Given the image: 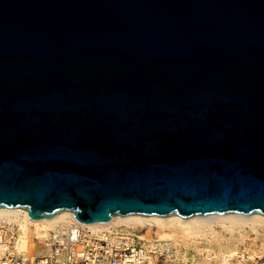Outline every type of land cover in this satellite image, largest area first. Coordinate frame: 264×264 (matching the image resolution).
<instances>
[{
    "label": "water",
    "instance_id": "1",
    "mask_svg": "<svg viewBox=\"0 0 264 264\" xmlns=\"http://www.w3.org/2000/svg\"><path fill=\"white\" fill-rule=\"evenodd\" d=\"M0 207L264 215V0H0Z\"/></svg>",
    "mask_w": 264,
    "mask_h": 264
},
{
    "label": "bare ground",
    "instance_id": "2",
    "mask_svg": "<svg viewBox=\"0 0 264 264\" xmlns=\"http://www.w3.org/2000/svg\"><path fill=\"white\" fill-rule=\"evenodd\" d=\"M1 222L16 225L15 249L30 257L48 253L47 240L52 231L74 227H81L88 231L89 236L100 239L116 234L137 235L132 230H143L138 238L157 256L168 253L165 258H169L171 252L178 255L184 243L202 245L200 264H208L211 258L218 264H246L249 260L264 257V215L261 213L229 212L184 218L179 214H128L114 216L104 223L82 224L68 211L48 219H31L24 208L0 207ZM250 232L263 238L252 239L248 235ZM158 260L154 259L153 264H158ZM164 261L168 262L167 259Z\"/></svg>",
    "mask_w": 264,
    "mask_h": 264
},
{
    "label": "built area",
    "instance_id": "3",
    "mask_svg": "<svg viewBox=\"0 0 264 264\" xmlns=\"http://www.w3.org/2000/svg\"><path fill=\"white\" fill-rule=\"evenodd\" d=\"M15 236V224L0 223V264H153L160 257L137 235L100 239L81 227L52 231L48 253L30 257L15 249Z\"/></svg>",
    "mask_w": 264,
    "mask_h": 264
},
{
    "label": "rangeland",
    "instance_id": "4",
    "mask_svg": "<svg viewBox=\"0 0 264 264\" xmlns=\"http://www.w3.org/2000/svg\"><path fill=\"white\" fill-rule=\"evenodd\" d=\"M132 232L136 233L137 235H140L144 231L136 229V230H132ZM248 235L250 238L253 239L254 237H256L255 239L258 240L264 237V232L262 234L263 237L259 236V238L255 236V234H252V232H250V234L248 233ZM200 247L202 248V245H194L193 243H187V244L184 243L180 246L178 255L177 254L175 255L171 252L170 253L171 256L169 258H165V256L168 254L166 253V255L164 254L165 256L163 255L159 257L158 264H200V261L203 257V251L200 250L201 249ZM165 259H167L168 262L165 263L164 261ZM210 261L208 264H218L217 262H215L214 258H211ZM260 263H264V257L258 259L256 258L255 260H249L246 262V264H260Z\"/></svg>",
    "mask_w": 264,
    "mask_h": 264
}]
</instances>
